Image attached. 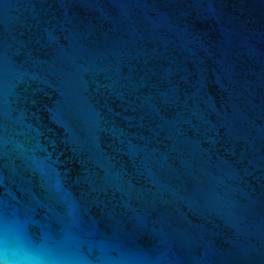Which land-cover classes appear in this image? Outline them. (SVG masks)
I'll return each mask as SVG.
<instances>
[{
    "label": "water",
    "instance_id": "water-1",
    "mask_svg": "<svg viewBox=\"0 0 264 264\" xmlns=\"http://www.w3.org/2000/svg\"><path fill=\"white\" fill-rule=\"evenodd\" d=\"M0 264H264V0H0Z\"/></svg>",
    "mask_w": 264,
    "mask_h": 264
}]
</instances>
